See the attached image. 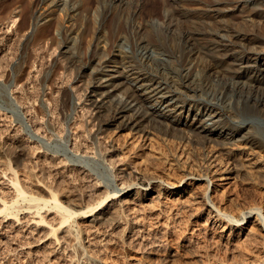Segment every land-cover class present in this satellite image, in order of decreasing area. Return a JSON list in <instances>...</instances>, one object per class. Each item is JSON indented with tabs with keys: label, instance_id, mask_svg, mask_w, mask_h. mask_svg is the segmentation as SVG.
I'll use <instances>...</instances> for the list:
<instances>
[{
	"label": "rangeland",
	"instance_id": "rangeland-1",
	"mask_svg": "<svg viewBox=\"0 0 264 264\" xmlns=\"http://www.w3.org/2000/svg\"><path fill=\"white\" fill-rule=\"evenodd\" d=\"M4 1L7 4L0 14V201L10 200L14 195L9 185V176L14 172L9 164L18 171L28 191L47 196L48 190L58 189L62 200L75 198L74 202L85 204L90 196L84 200L77 197L87 194L93 182L92 178H82L76 165L85 166L109 189H119L112 171L96 153L99 149L105 152L116 144V151L108 157L124 172L127 168L133 175L166 171L176 178L184 168L197 172L211 169L213 164L209 163L213 155L228 145L234 146L239 166L225 173L228 179L215 180L220 184L214 193L216 199L223 202L222 205L230 204L238 216L249 206L264 204V167L257 169L264 157L259 164L252 159L249 164L247 160L264 156V116H248L239 108L237 100L241 93L235 90L229 75L207 77L202 70L194 69L192 75L198 91L180 86L171 91L160 87L156 90L160 91L156 94L159 96L152 92L150 100L144 103L158 101L160 110L168 117L155 116V121L149 123L153 132L148 136L135 135L130 129L120 130L116 127L118 124L98 135L95 115L88 108L89 103L99 98L95 84L101 82L106 71L118 76L126 65L134 64L139 70L148 68L151 76L171 77L192 68L191 63L181 64L179 52H169L178 44L174 37L182 30V25L169 26L163 22L162 0H128L124 15L116 7L107 12L111 0H60V6L54 5L57 0ZM229 1H233L232 4L222 6L221 12L230 20L243 16L251 28L260 32L264 29V5L260 1ZM182 4L185 10L199 6L191 1ZM137 5L141 9L136 13L134 6ZM18 9L23 18L6 27L4 19L11 15V10ZM201 11L209 21L214 20L215 11ZM37 15L40 18H35ZM43 17L45 19L40 20ZM99 37L104 39L101 47ZM144 39L147 46L141 44ZM164 42H168L171 49L163 48ZM106 58L110 59L109 65L101 72V61ZM245 65L264 72V60L258 63L250 60ZM132 77H138V73ZM145 84L159 87L158 82L152 83L148 78L136 83L141 89ZM18 88L20 95L15 93ZM162 95L166 97H160ZM170 102L174 105H169ZM176 104L185 108H175ZM173 106L174 112L168 110ZM202 120L214 128L218 124L217 132L233 125L249 124L241 135L253 134L261 139L255 138L254 143L240 137L230 141L219 134L207 139L199 133ZM187 121L195 125L187 127ZM15 137L22 140L21 148L17 146L21 142ZM19 148L24 155L17 153ZM249 151L251 155L244 156ZM62 158L66 160L62 162ZM242 163L247 166L242 167ZM197 185L195 189L199 192L205 189L202 183ZM188 191L181 196L170 193L159 196L154 192L144 201L138 213L145 217L144 236H133L135 231L129 229L123 233V229L108 227L107 221L96 222L94 216L76 217L82 229L79 237L82 236L80 239L89 254L95 255L91 257L94 263L98 260L96 263L100 264H264V230L255 216L247 215L242 228L234 226L221 231L219 225L206 220L207 210L201 204L190 201L193 194ZM159 200L168 208L167 215L160 218L157 226L154 216L160 212L156 205ZM26 211H22L21 220L13 224V229L11 224L2 228L3 213H0V264H17V259L22 258H15L14 242L24 244L31 253L29 258H23L24 264H79L81 250L77 248L75 233H70L66 224L59 229L57 242L54 237L46 236L47 225L30 233L34 228L32 220L38 218ZM46 217L58 223L54 213H47ZM103 246L107 247V252Z\"/></svg>",
	"mask_w": 264,
	"mask_h": 264
},
{
	"label": "bare ground",
	"instance_id": "bare-ground-1",
	"mask_svg": "<svg viewBox=\"0 0 264 264\" xmlns=\"http://www.w3.org/2000/svg\"><path fill=\"white\" fill-rule=\"evenodd\" d=\"M184 1H191L193 4H198V9L185 10L182 4ZM258 1L264 5V0ZM231 2L229 0H162V8L165 10V13L161 15L163 22L169 26L178 24L182 25V30L175 34L174 37V39L178 40V44L176 45L175 50L173 49L169 52H179L181 64L185 65L187 63H191L192 68L187 69V72L185 73H180L171 77H165L162 74H155L151 76L148 68L139 70L136 66H134V64H130L129 66L126 65L125 67L127 68L119 71L120 73L118 76L106 71L104 76L100 78L101 82L99 81L100 83L97 82L98 84H95V88L98 90L99 98L89 103L90 107L88 108L91 110L93 115H95L94 120L97 125L98 135L108 131L110 126L118 124L116 127L120 130L130 129L135 135L139 134L141 137H145L146 135L148 136L149 133L153 132L151 127L152 125L149 126V123L152 122V120L155 121V116L168 117V115L160 110L161 108L159 103H157V100V102L153 100L148 105L144 102L150 100L148 98H151L150 95L152 92L155 93L152 95L158 94L160 91L156 90L160 87L171 91L173 90L172 88L178 90V88L182 86L187 87L192 92L198 91L197 87L194 86L195 81L192 75V71L194 69L202 70L207 77L213 75H229L234 81L235 90L238 93H241L240 98L237 100L239 108L241 107L244 109L243 111H245L248 116L252 114H261L264 116V72L258 69L251 70L248 68L249 65H245V63H248L250 60H254L256 63L264 60V29L260 32L251 28L247 24L245 18L241 16L242 14L240 15L241 18L237 20H230V17H228L227 14L221 12V7L231 5ZM6 4V1L0 0V14L4 12ZM54 5L60 6L62 4L60 0H57ZM128 5V0H111L110 6L107 7V12H110L113 7H116L119 12L124 15L127 11ZM140 9V6H134V11L136 13L139 12ZM201 9L215 11L214 20L209 21L208 17L201 11ZM76 10L77 9H74V11ZM256 15L259 17L260 15L263 16L262 14ZM37 16L35 18H40V16ZM20 17L23 18V14L19 9L16 11L11 10V15L4 19V25L8 27L12 23L15 24L17 19ZM42 19L45 18L43 17L40 20ZM139 31H141V29H139ZM202 41H206V44ZM102 42H104V39L99 37L98 44L100 47ZM141 44H145V46L148 45L145 39L141 40ZM163 44L165 45H162L163 48L171 49L168 42H164ZM108 60L110 61L109 58H106L101 61L99 71L104 72V70L107 69L105 66L109 63ZM134 73H138V77H132ZM146 78H148L152 83L158 82L159 87L151 88V84H145L141 89L136 85V83H139L141 80ZM123 89L125 91L122 94L117 95L118 92H122ZM97 90L95 91L97 92ZM20 91L18 88L15 93L18 92V95H20ZM160 97L165 98L166 96L162 95ZM169 105H174V103L170 102ZM175 108L183 109L185 108V105L176 104ZM168 110L174 112L176 109L174 110L173 106V108H169ZM219 113H221V111ZM215 123H217V120ZM185 124L187 127L195 125L194 122L189 123L188 121ZM218 127V124L215 128L208 126L206 121L202 120L199 125V133L201 132L200 135L203 134L205 138H213L212 136L215 134H219V136L223 135L225 139H230V141H236L240 137V139H244L247 143H254L253 141H255V138L261 139L260 136H253L252 133V136L246 134L241 135L243 130L249 127V124L246 126L238 124L233 125V128H222L223 130L221 132H217ZM19 142H21V145H16L21 148L22 140L19 139ZM115 145H112L111 150L104 152L99 149L96 153L100 154V157L103 159L105 164H107V167L112 171V174L119 183V189H109L102 184L101 180L92 176L85 166L76 165L83 175L82 178H87V180H89L88 178H92L90 180L93 182L90 185L87 194H81V198L79 194V197H77L84 200L86 196H90L91 199L86 201L85 204L83 201L81 203L79 199L76 200H79L81 204L77 201H75L77 202L75 203V198H72V200L69 201L62 200L58 189H52L51 191L48 190L49 193H47V196H45L46 193L41 192L42 194L40 195L37 191V193L28 191L27 187L21 183L20 177L17 174L18 171L12 167V164H9V169L14 172L9 176V185L11 189H14V195L10 200L0 201V213H3V222L1 223L2 228L4 229L11 224L12 226H10V228L13 229V224L16 223V221L19 222L21 220L20 214L24 211V209H26L27 213L35 215L38 218L36 221L32 220L34 228H30V233H33L42 226L47 225L48 231L46 236L54 237V241L57 242L59 240L57 233L59 229L66 224L70 233L74 232L75 236H77L75 238L78 242L77 248L81 250L78 263L80 264L81 262H85L88 264H100L96 263L98 260L94 263L91 257L95 255L89 254L88 247L82 242L83 239H80L82 236L79 237V235H82L80 234L82 233V229L79 222H76V217L94 216V220L96 222L105 223L107 221L106 223H108V227L112 226L118 230L123 229V233L129 229L131 231H135L134 234H132L133 236H144L143 232L145 230V226L143 223L145 217L138 214L140 212V207H142V204L145 203L144 201L147 200L154 192L158 193L159 196L166 193H170L172 196H181L180 194H182V192L189 190L187 193L191 192L189 194H193L190 201L195 204H201L203 209L205 211L207 210L206 220L210 221L212 224L219 225L222 228L221 231L226 230L227 227L233 228L234 226H237L242 228V221L247 215L251 217L255 216L256 220L261 224L262 229L264 230V204L262 202V205L255 204L249 207L247 206L248 208L246 207V210H242L238 216L236 213L237 210L234 212L230 204L229 205L231 207H229V205L225 206L226 203L222 205L221 203L223 202H219L214 194L217 192V186L220 185L216 184L215 180L221 181L228 179V176L225 173L230 172L234 167L239 166L238 155L236 158V154L233 151L234 146L224 145L221 149H219L218 154L213 155V159L209 163L213 164L211 169H207L203 172H197L196 170L192 171L191 169L184 168L182 169L183 172H181L180 176L175 178L169 173H166V171L163 174L160 173L156 175L144 174L141 172L133 175L132 171L128 170V168L124 169L125 172L122 171L116 165L117 162L112 161L113 159L110 160L108 157L116 151L117 148ZM20 148L19 150H16L17 153L21 152ZM76 152L78 151H75V153ZM21 154L23 153L21 152ZM223 155L225 158L222 157ZM245 155H251L250 151L247 153L245 152L244 156ZM263 157L264 156L261 155L260 157H252L247 160L249 162L252 159L254 160L253 163L257 161V164H259L260 159ZM64 159L62 158L61 161L63 162L66 160ZM233 163H235L234 166H231ZM241 165L242 167L247 166L245 163H242ZM261 167H264V162H262L257 169H260ZM251 172L254 171L251 170ZM76 173L77 172H75V174ZM201 183L205 186V189L199 192L195 188L198 186L197 184ZM140 189L141 192L143 191L142 193L140 192ZM262 198L264 199V196H262ZM151 201H153V198H151ZM156 205L158 206L157 210L160 212L157 213V215L154 214V219H156L154 224L159 225L162 217L167 215L168 207L160 200L156 203ZM47 213H54V216H57L59 219L58 223L54 224L53 222H50V220L47 219L48 217H46ZM11 218L14 220L10 221ZM6 221L8 223H4ZM102 240L103 239H101V241ZM26 248L27 247H25L24 244H20L19 242H14L12 245V251L15 258L22 257L21 259H17V264H24L25 259L23 258H29L31 253L30 251H27ZM103 249L105 252L108 251L106 246H103Z\"/></svg>",
	"mask_w": 264,
	"mask_h": 264
}]
</instances>
